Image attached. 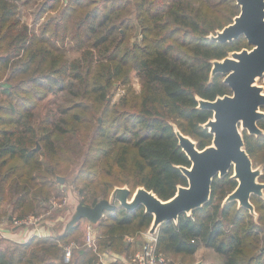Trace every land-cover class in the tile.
<instances>
[{"label": "trees", "instance_id": "obj_1", "mask_svg": "<svg viewBox=\"0 0 264 264\" xmlns=\"http://www.w3.org/2000/svg\"><path fill=\"white\" fill-rule=\"evenodd\" d=\"M19 1L0 0V222L39 215L70 180L79 202L91 206L117 186L169 199L188 185L180 166L192 161L175 125L199 148L213 140L203 126L213 111L199 108L198 97L231 93L222 73L211 79L212 61L251 47L244 36L209 37L240 13L237 0H64L55 28L47 22L40 32L17 15ZM120 85L126 94L115 101ZM258 123L264 129V117ZM244 137L254 164L264 163V134L245 130ZM232 174L214 178L203 207L160 226V253L193 256L206 246L223 264H264V197L252 196L257 217L237 201L224 205L238 185ZM80 221L27 241L0 236V264H99L105 252L119 257L110 264H128L140 245L130 239L153 214L143 205L105 211L95 223L96 247L81 242Z\"/></svg>", "mask_w": 264, "mask_h": 264}, {"label": "water", "instance_id": "obj_2", "mask_svg": "<svg viewBox=\"0 0 264 264\" xmlns=\"http://www.w3.org/2000/svg\"><path fill=\"white\" fill-rule=\"evenodd\" d=\"M237 2L240 13L232 22L209 35L219 42H232L244 36L251 45L212 61L211 79L222 73L232 91L215 99L198 97L199 108L213 111V116L203 124L213 134L212 142L199 148L192 136L175 125L179 144L192 161L190 166H180L188 178V185H179L169 199H162L144 186L134 191L128 185L117 186L109 198H103L93 206L79 202L66 230L81 219L97 223L105 211L114 210L118 204L129 210L143 205L146 212L153 214L150 232L156 234L162 224L177 222L182 213L191 214L208 203L214 178L226 176L231 169L232 178L238 181V185L226 196L223 204L237 201L239 207H246L257 215L252 196L264 197V182L260 179L263 166L254 164L246 148L244 131L264 134L258 123L264 117V85L259 83L264 77V0ZM37 148H40L39 144ZM58 180L64 182L65 178L59 176Z\"/></svg>", "mask_w": 264, "mask_h": 264}, {"label": "rangeland", "instance_id": "obj_3", "mask_svg": "<svg viewBox=\"0 0 264 264\" xmlns=\"http://www.w3.org/2000/svg\"><path fill=\"white\" fill-rule=\"evenodd\" d=\"M93 2H96L98 5H103L106 2L111 4V1L109 0H92ZM58 4V5H57ZM18 13L22 20L29 25L30 28L38 30V32L41 31V29L44 27V25L47 22H52L50 25L52 29L55 28V24L60 20V9L65 6L64 0H61L59 3L56 2V0H20L18 3ZM51 5H57V7H51ZM51 34V32H50ZM67 46L70 43L69 38L66 39ZM244 43V42H243ZM249 47L248 45H243L242 48ZM241 48V49H242ZM240 50V49H238ZM71 55L75 56L78 53L77 52H70ZM260 84L264 85V80H259ZM132 86L134 90L139 91L141 89V82L139 78L136 76L135 72L133 73V82ZM127 87L125 85L118 86L114 93V100L118 101L121 96L126 94ZM256 166L262 165L264 168V163L257 162L255 163ZM56 192H61L60 197L58 198H66V203L61 207H51L50 200L46 202V209L41 210L39 215H43L40 225L41 227L45 226V230L43 232H47V234H57L60 233L63 230H66V225L68 224L69 220H71L75 210L76 206L79 203V196L77 194V191L75 187L73 186L71 180L67 182L64 189L60 191V189H57ZM254 215V214H253ZM258 215V213H257ZM257 215L255 217H257ZM87 219H82L80 221V238L81 242H83V234H84V227ZM5 227H13V223L10 221H4L0 222ZM48 227V229H47ZM151 227V226H150ZM150 227L142 231L140 234H138L136 237H132L130 240H132L135 244L137 241L140 242V245L134 246V250H139L143 248L145 243L147 241H150L152 238L149 234ZM97 231L100 233L101 229L99 226H96ZM14 230H19V228H15ZM110 253V252H109ZM165 256L169 259L172 264H204V263H210L215 262L219 264L224 263V256L220 254L219 252L213 250L210 247H202L198 250V252L193 256H185V255H168L165 254Z\"/></svg>", "mask_w": 264, "mask_h": 264}, {"label": "built area", "instance_id": "obj_4", "mask_svg": "<svg viewBox=\"0 0 264 264\" xmlns=\"http://www.w3.org/2000/svg\"><path fill=\"white\" fill-rule=\"evenodd\" d=\"M66 203V198H57L52 197L50 199L51 207H61ZM43 215L31 214L29 216L23 218H13V227H5L0 224V236L11 238L17 241H27L34 235H46L45 232L42 231L41 223ZM19 228L20 229V237L14 238L9 234L13 229ZM18 233V232H17ZM19 234V233H18ZM151 236V240L147 241L143 248L137 250L130 258L128 264H170L171 262L165 256V254L160 253L157 250V240H158V233L153 234L149 231ZM99 232L95 226V223L87 220L84 227V244L90 247H96L97 240H98ZM75 247V243L71 242L65 245V258L69 260L73 253V248ZM109 252L102 253L100 255V262L99 264H110L111 261L106 258V255ZM111 254V253H110ZM111 258L117 260L119 257L112 254Z\"/></svg>", "mask_w": 264, "mask_h": 264}, {"label": "crops", "instance_id": "obj_5", "mask_svg": "<svg viewBox=\"0 0 264 264\" xmlns=\"http://www.w3.org/2000/svg\"><path fill=\"white\" fill-rule=\"evenodd\" d=\"M43 228V231L46 229L45 228V226H43L42 227ZM47 229H48V227H47ZM19 234H18V233ZM46 234H47V232H45ZM49 234V233H48ZM10 236H12V237H14V238H19L20 237V232H19V230H14L13 229V231H11V233L9 234ZM106 258H108L111 262H113L114 261V259L113 258H111L113 255L112 254H110V253H107L106 255H104Z\"/></svg>", "mask_w": 264, "mask_h": 264}]
</instances>
